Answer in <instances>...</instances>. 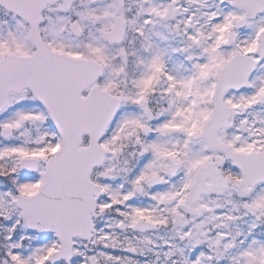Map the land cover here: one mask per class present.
<instances>
[{"label": "snow or ice", "instance_id": "snow-or-ice-1", "mask_svg": "<svg viewBox=\"0 0 264 264\" xmlns=\"http://www.w3.org/2000/svg\"><path fill=\"white\" fill-rule=\"evenodd\" d=\"M0 264H264V0H0Z\"/></svg>", "mask_w": 264, "mask_h": 264}]
</instances>
